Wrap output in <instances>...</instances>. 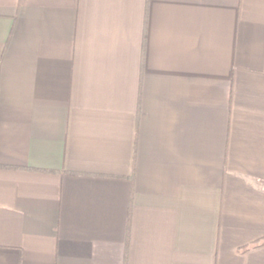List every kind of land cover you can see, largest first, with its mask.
Masks as SVG:
<instances>
[{
  "label": "crops",
  "instance_id": "1",
  "mask_svg": "<svg viewBox=\"0 0 264 264\" xmlns=\"http://www.w3.org/2000/svg\"><path fill=\"white\" fill-rule=\"evenodd\" d=\"M0 264H264V0H0Z\"/></svg>",
  "mask_w": 264,
  "mask_h": 264
}]
</instances>
